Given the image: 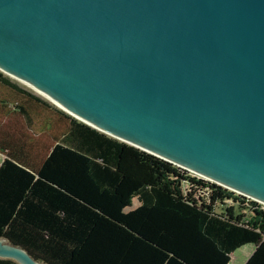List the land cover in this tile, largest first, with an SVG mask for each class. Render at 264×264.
Segmentation results:
<instances>
[{"label":"water","instance_id":"water-1","mask_svg":"<svg viewBox=\"0 0 264 264\" xmlns=\"http://www.w3.org/2000/svg\"><path fill=\"white\" fill-rule=\"evenodd\" d=\"M0 67L264 203V0H0ZM0 256L42 262L3 236Z\"/></svg>","mask_w":264,"mask_h":264},{"label":"trees","instance_id":"trees-1","mask_svg":"<svg viewBox=\"0 0 264 264\" xmlns=\"http://www.w3.org/2000/svg\"><path fill=\"white\" fill-rule=\"evenodd\" d=\"M0 82L18 109L2 120L0 104L8 242L46 264H225L251 242L241 264H264L260 202L69 117L5 75ZM29 104L63 120L33 148L20 120Z\"/></svg>","mask_w":264,"mask_h":264},{"label":"rangeland","instance_id":"rangeland-1","mask_svg":"<svg viewBox=\"0 0 264 264\" xmlns=\"http://www.w3.org/2000/svg\"><path fill=\"white\" fill-rule=\"evenodd\" d=\"M0 75L7 76L10 80L14 81L19 86L29 90L33 94L39 96L40 98L44 99L46 102H48L51 106H55L61 110L62 108L58 107L56 104L51 102L48 98L43 96L42 94H39L35 90H33L30 86L25 84L24 82L16 79L15 77L9 75L8 73L4 72L0 69ZM17 100L15 94L11 92L8 87H6L4 84L0 82V104H2L1 112V119L5 120L9 117V115H13L15 110H18L16 108L17 103L15 102ZM22 101V100H21ZM24 102V101H22ZM21 113V121L24 133L27 137L31 138L33 141L32 148L37 145L39 142L42 143V141L47 142L49 140V134L54 131L55 128H60V126L63 123V120L60 119L58 116L60 114H57L55 111L51 110L50 108L46 106H34L32 104L27 105V108H23ZM67 113L69 117H73L75 119H79L75 117L74 115L70 114L69 112L63 110ZM58 115V116H57ZM62 116V115H61ZM63 118V117H62ZM65 119V118H64ZM80 120V119H79ZM51 126V127H49ZM3 153L0 151V159L2 157ZM191 173H194L190 170H188ZM196 174V173H194ZM198 175V174H196ZM200 176V175H199ZM205 178V177H203ZM210 180V179H209ZM249 197V196H248ZM250 198V197H249ZM260 202V201H258ZM261 205L264 206V203L260 202ZM252 244L250 242L243 243L234 249H232L229 253V259L225 264H241L244 259L249 254V251L251 250Z\"/></svg>","mask_w":264,"mask_h":264},{"label":"bare ground","instance_id":"bare-ground-1","mask_svg":"<svg viewBox=\"0 0 264 264\" xmlns=\"http://www.w3.org/2000/svg\"><path fill=\"white\" fill-rule=\"evenodd\" d=\"M0 68H1V67H0ZM1 69H2V68H1ZM2 70H4V69H2ZM4 72L10 74L11 76L15 77L16 79H18V80H20V81H22V82H24L25 84H27L28 86H30L33 90H35V91L38 92L39 94H42L43 96H45L46 98H48L51 102H53L54 104H56L58 107L62 108L63 110L69 112L70 114L76 116L77 118H80V119H82V120H85L84 118H82L81 116L77 115V114L74 113L73 111L69 110V109L66 108L65 106L61 105L60 103L56 102L55 100H53V99H51L50 97L46 96L45 94L41 93L39 90H37L35 87H33L31 84H29V83L26 82L25 80L21 79L20 77L14 75V74H11V73H9V72H7V71H5V70H4ZM85 121L88 122V123H90V124H93V123H91V122H89V121H87V120H85ZM93 125L96 126L97 128H101V127H99V126H97V125H95V124H93ZM101 129H102V130H105V129H103V128H101ZM191 170H192V169H191ZM192 172H195L196 174H200V175H202L201 173H198V172H196V171H194V170H192ZM202 176H203V175H202ZM204 177H205V176H204ZM38 263L43 264L42 262H38Z\"/></svg>","mask_w":264,"mask_h":264},{"label":"crops","instance_id":"crops-1","mask_svg":"<svg viewBox=\"0 0 264 264\" xmlns=\"http://www.w3.org/2000/svg\"><path fill=\"white\" fill-rule=\"evenodd\" d=\"M3 156V155H2ZM2 158V157H1ZM251 243V242H250ZM252 244V243H251ZM251 248H252V246H251ZM250 252V251H249Z\"/></svg>","mask_w":264,"mask_h":264}]
</instances>
